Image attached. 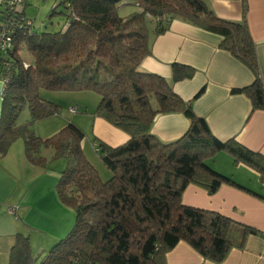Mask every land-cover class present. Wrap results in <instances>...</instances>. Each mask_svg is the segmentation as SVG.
Segmentation results:
<instances>
[{
	"label": "trees",
	"instance_id": "obj_1",
	"mask_svg": "<svg viewBox=\"0 0 264 264\" xmlns=\"http://www.w3.org/2000/svg\"><path fill=\"white\" fill-rule=\"evenodd\" d=\"M120 1L72 0L75 19L64 29L36 33L17 28L13 33L7 58L12 67L1 92L0 157L20 137L27 159L46 165L39 151L52 147L55 157L66 160L56 194L75 212V223L42 255L32 252L28 236L16 233L7 264H166V253L179 241L202 258L221 262L232 247H243L246 236L261 234L217 211L184 204L182 194L190 183L210 195L225 183L264 199L207 163L225 151L234 165L244 164L264 182V154L234 138L213 135L190 105L203 88L189 101L173 91L171 83L191 78L194 67L172 62L170 80L140 69L151 52L150 32L162 34L172 20L180 19L220 36L219 47L253 74L249 85L231 92L245 94L252 109L264 110L246 0H241L239 21L218 17L207 0H132L138 9L125 16L117 13ZM21 49L31 60L20 57ZM41 91L93 92L99 100L92 114L127 133L128 139L117 146L93 140L109 170L107 179L84 156V133L75 123L45 139L32 135L27 124L16 123L23 107L29 111L28 122L59 112ZM171 112H181L189 125L176 140L163 142L151 133L152 122L157 114Z\"/></svg>",
	"mask_w": 264,
	"mask_h": 264
},
{
	"label": "crops",
	"instance_id": "obj_2",
	"mask_svg": "<svg viewBox=\"0 0 264 264\" xmlns=\"http://www.w3.org/2000/svg\"><path fill=\"white\" fill-rule=\"evenodd\" d=\"M246 2V20L256 45L259 76L264 84V0ZM207 3L220 18L233 21L242 18L241 0H207ZM150 29L153 30V24ZM220 39L215 33L174 19L164 33L154 35L150 32L151 52L142 60L140 69L170 80L172 62L194 67L191 78L171 83L173 91L189 101L203 88L190 105L197 116L206 120L213 135L220 140L234 138L247 148L264 154V110L252 109L245 94L231 92L233 88L249 85L253 74L244 63L219 47ZM1 92L0 81V115ZM91 120L98 140L117 146L128 139L126 133L100 117L93 116ZM188 125V119L181 112L161 113L154 117L151 133L163 142H171L179 138ZM14 161L0 162V264L8 263L15 234L30 235L33 221L49 223L52 236L56 238L66 233L63 231L73 222L69 208L62 204L54 190L60 174L54 181L34 178L25 182L20 173L24 165L16 166L12 164ZM207 163L236 184L264 194V182L259 180L258 174L244 164L234 165L227 152L216 153ZM104 175L108 178L110 173ZM182 202L217 211L255 227L261 234L246 236L243 247H232L221 262L204 259L186 242L179 241L166 253V264H264V199L225 183L210 195L190 183L183 191ZM30 242L39 244L37 249H41L44 240L36 234Z\"/></svg>",
	"mask_w": 264,
	"mask_h": 264
},
{
	"label": "rangeland",
	"instance_id": "obj_3",
	"mask_svg": "<svg viewBox=\"0 0 264 264\" xmlns=\"http://www.w3.org/2000/svg\"><path fill=\"white\" fill-rule=\"evenodd\" d=\"M68 1L71 2L72 0H23L21 8H23L25 18L30 19L31 21L30 31L40 33L42 31H57L64 29L66 27V24H68L69 22V10L64 5ZM137 9V6L132 2V0H122L117 5V13L120 16H125L133 11H136ZM151 25L152 23L149 22L148 27L150 28ZM19 54L20 57L25 61L31 60V55L26 49H21L19 51ZM41 96L43 99L57 104L59 106V112L40 118L33 122H28L30 121L29 111L26 107H23L19 111V114L16 118V123L27 124L31 134L42 139L52 136L68 122L75 123L81 128L84 133V137L80 143L84 156L95 169L98 176L102 180H105L107 177H105L106 175L104 174H109V170L104 165L103 161L96 151V148L93 145L96 144V142H94L93 140L98 139L94 135L91 120L93 116L97 117L92 113L98 103L99 97L93 92L50 91H41ZM152 103L154 102L152 101ZM7 106L8 105L6 103L5 110L7 109ZM75 106L79 107V110L76 113L70 112V107ZM11 113L12 110L10 114ZM39 154L44 157L46 165H36L31 163L27 159L24 153L23 140L19 137L10 144L7 149V153L0 157V162L8 163V161L15 160L12 164L19 167L24 165V168H21L20 173L23 177V181L25 182H29L30 179L34 178H41L46 181H54L55 176H57L58 178V175L61 174V170L66 167V160L63 157H55L52 147H43L42 149H40ZM54 190L56 191L55 187ZM64 206L69 208V215H73V222L70 223L71 225L69 229L67 228L68 230L65 229V231H63V233H66H61V235L63 234L61 237L56 238L55 236H52L51 230L49 229V223L37 221H33L32 223H30L32 227V230L29 231L30 235H28V233L24 234L28 236L29 242L30 239H34L36 234L38 235V237H41L44 240V242L42 243L43 246H40V248L43 250L37 249V246L39 244L34 245L30 242L31 250L34 254L37 255V253L39 252L48 251L61 238H63L74 225L75 212L71 207H68L66 205ZM12 211H14V209Z\"/></svg>",
	"mask_w": 264,
	"mask_h": 264
},
{
	"label": "built area",
	"instance_id": "obj_4",
	"mask_svg": "<svg viewBox=\"0 0 264 264\" xmlns=\"http://www.w3.org/2000/svg\"><path fill=\"white\" fill-rule=\"evenodd\" d=\"M0 2V69L2 74L0 81L3 88L8 82V74L12 67L8 62V57L13 47V33L17 28H24L27 32H31V21L21 14L23 0H1ZM70 3L68 1L64 5L69 10V19H75ZM70 112L76 113L77 107H70ZM93 145L97 147L96 144Z\"/></svg>",
	"mask_w": 264,
	"mask_h": 264
}]
</instances>
